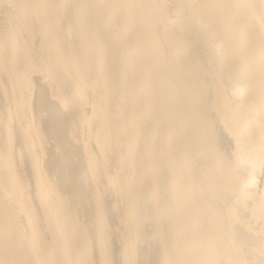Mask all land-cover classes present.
<instances>
[{"label": "bare ground", "instance_id": "1", "mask_svg": "<svg viewBox=\"0 0 264 264\" xmlns=\"http://www.w3.org/2000/svg\"><path fill=\"white\" fill-rule=\"evenodd\" d=\"M0 264H264V0H0Z\"/></svg>", "mask_w": 264, "mask_h": 264}]
</instances>
